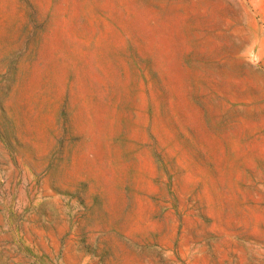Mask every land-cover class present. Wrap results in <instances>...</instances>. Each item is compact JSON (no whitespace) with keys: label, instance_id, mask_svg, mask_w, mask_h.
Segmentation results:
<instances>
[{"label":"rangeland","instance_id":"1","mask_svg":"<svg viewBox=\"0 0 264 264\" xmlns=\"http://www.w3.org/2000/svg\"><path fill=\"white\" fill-rule=\"evenodd\" d=\"M0 264H264V0H0Z\"/></svg>","mask_w":264,"mask_h":264}]
</instances>
